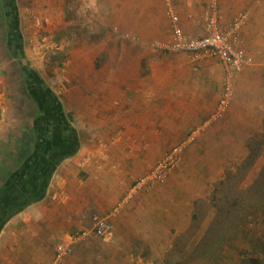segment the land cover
<instances>
[{
	"label": "crops",
	"instance_id": "crops-1",
	"mask_svg": "<svg viewBox=\"0 0 264 264\" xmlns=\"http://www.w3.org/2000/svg\"><path fill=\"white\" fill-rule=\"evenodd\" d=\"M178 1L185 29L195 33L210 0ZM218 1L223 23L245 15L247 46L264 60V0ZM120 48L90 67L89 89L75 105L86 119L81 147L58 165L46 197L4 225L0 264H44L58 243L92 230L97 217H107L112 232L75 242L65 264L155 263L157 249L169 247L187 224V208L211 193L208 182L220 179L226 156L243 150L244 136L261 124L263 101L220 107L213 58L198 69L187 56L170 55L178 58L169 63L132 53L130 65ZM263 60L246 71L264 69ZM182 142L178 166L164 182L152 179L159 158Z\"/></svg>",
	"mask_w": 264,
	"mask_h": 264
},
{
	"label": "rangeland",
	"instance_id": "rangeland-1",
	"mask_svg": "<svg viewBox=\"0 0 264 264\" xmlns=\"http://www.w3.org/2000/svg\"><path fill=\"white\" fill-rule=\"evenodd\" d=\"M216 1L218 24L239 40L251 61L241 71H234L218 57H209L218 64L212 72L218 82L215 86L224 94L227 84L230 85L231 105L233 101L243 106L248 100L264 102V69L246 71L255 66L257 59L262 61L263 56H255L247 46L240 24L245 15L225 24ZM210 3L196 32L191 33L185 29L179 1L174 0V10L187 34L205 33ZM12 9L19 20L16 35L12 18H0V183L26 158L34 144L32 129L37 106L28 94L21 63H29L52 88L65 112L71 111V124L82 137L86 119H82L84 114H79L75 105L81 103L89 89L86 81L92 78L90 67L99 68L109 62V48L115 52L118 47L125 48V60L130 65L132 53L144 54L147 61L162 58L169 63L178 58L170 55L187 56L198 69L208 59L197 64L189 54L167 47L174 37L167 0H16ZM188 17L195 15L190 12ZM248 79H253L251 85ZM256 125L252 134L244 136V149L226 156L220 179L208 182L211 193L187 208V224L174 231L169 247L157 249L153 264H264V117ZM178 145L183 146V151L175 169L183 156L184 142L174 144L157 163ZM256 145L260 153L252 165H245L250 147Z\"/></svg>",
	"mask_w": 264,
	"mask_h": 264
},
{
	"label": "trees",
	"instance_id": "trees-1",
	"mask_svg": "<svg viewBox=\"0 0 264 264\" xmlns=\"http://www.w3.org/2000/svg\"><path fill=\"white\" fill-rule=\"evenodd\" d=\"M15 1H0V18H6V15L12 18L16 35L19 20L12 9ZM21 64L28 94L37 106L32 129L34 144L26 158L0 183V231L16 212L46 197L50 180L58 165L65 158L75 155L81 146V132L69 119L71 111L65 112L52 88L29 63ZM258 153L259 146H251L245 165H252Z\"/></svg>",
	"mask_w": 264,
	"mask_h": 264
},
{
	"label": "built area",
	"instance_id": "built-area-1",
	"mask_svg": "<svg viewBox=\"0 0 264 264\" xmlns=\"http://www.w3.org/2000/svg\"><path fill=\"white\" fill-rule=\"evenodd\" d=\"M210 1L211 3L206 11L205 33L192 36L187 34L181 26L179 16L174 10V0H167L168 13L171 16L174 29V37L167 47L171 51H181L189 54L191 60L197 64L205 58L218 57L224 64L233 67L234 71H241L248 65L251 59L247 57L245 51L240 46L239 40L228 35L218 24L217 1ZM225 90L219 102L222 108H225L230 101L231 88L229 84H227ZM182 151L183 146L178 145L167 158L160 160L151 172L152 179L164 182L173 167L180 160V153ZM112 230L113 224L107 217L96 218L94 228L82 231L78 236H74L72 244L58 243L53 258L48 260L46 264H64L67 256L72 252V245L78 239L88 235L104 237L110 234Z\"/></svg>",
	"mask_w": 264,
	"mask_h": 264
}]
</instances>
